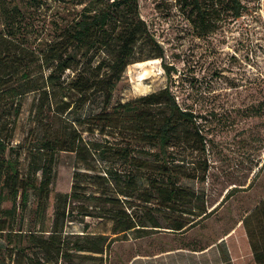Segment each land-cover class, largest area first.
Here are the masks:
<instances>
[{
	"label": "rangeland",
	"instance_id": "rangeland-1",
	"mask_svg": "<svg viewBox=\"0 0 264 264\" xmlns=\"http://www.w3.org/2000/svg\"><path fill=\"white\" fill-rule=\"evenodd\" d=\"M0 1L18 5L24 25L21 28L32 45L38 47L56 37L89 2ZM242 2L247 9L239 18L227 17L215 31L198 35L182 13L178 0H138L139 14L161 48L162 57L127 65L104 109L111 111L114 105L168 86L180 107L193 113L196 128L178 125L173 145L167 147L165 156L179 172L175 183L188 194L180 202L167 206H181L195 214L200 208L209 212L202 218L192 216L197 220L192 227L180 233L164 227L169 216L164 211L166 203L148 185L151 182L164 185L165 179L155 180L158 175L153 172L161 157L159 147L136 140L134 132H115L91 123L104 106L101 95L96 94L64 113L81 132L83 140L98 142L105 148L123 145L131 148L130 155L142 165L135 169L137 185L141 193L151 189L153 196L147 207L134 200L127 211L143 224L157 218L163 226L147 232L113 234L109 217L82 219L80 213L85 202H74V220L65 221L64 233L102 234L109 238V244L102 255L83 252L72 256L71 264H256L254 257L264 258V0ZM138 50L144 52L140 47ZM33 96L32 93L22 96L10 141L13 146H21L11 154L16 157L19 153L21 168L26 164L22 159L23 142L30 128ZM75 97L76 94L70 93L71 100ZM78 164L74 153L60 151L55 156L52 192L37 219L49 229L54 212L53 195L70 190ZM92 164L104 166L108 161L96 157ZM118 168L131 167L122 163ZM36 204L33 191H29L23 212L24 230L34 222ZM0 206L10 203L3 201ZM127 206L125 203L124 207ZM104 208L105 213L110 210L108 206ZM66 239L73 242L85 238L67 235ZM57 264L70 263L61 259Z\"/></svg>",
	"mask_w": 264,
	"mask_h": 264
},
{
	"label": "trees",
	"instance_id": "trees-1",
	"mask_svg": "<svg viewBox=\"0 0 264 264\" xmlns=\"http://www.w3.org/2000/svg\"><path fill=\"white\" fill-rule=\"evenodd\" d=\"M242 1L178 0V3L198 35H207L227 17L239 18L247 9ZM5 3L0 1V203L7 201L10 206H0V241L4 242L0 244V264H57L61 259L71 264L72 256L83 252L102 255L109 244L107 236L64 233L65 221L74 220V202H85L79 204L85 206L80 213L82 219L109 217L113 234L163 227L157 218L146 225L127 211L134 200L148 206L153 196L151 189L166 203L164 211L169 216L164 227L171 232L180 233L192 227L197 221L194 215L207 216L209 212L204 208L195 214L181 206H167L188 195L174 181L179 172L165 159L167 147L173 145L178 125L196 128L193 113L180 107L170 88L165 86L114 105L111 111L104 110L127 65L162 57L161 48L139 14L138 0H89L42 47L33 46L21 28L18 5ZM67 72L70 73L66 75ZM28 93L34 96L30 128L23 142L22 159L26 164L21 168L19 153L16 157L11 155L21 146H13L10 141L21 111V98ZM70 93L76 94L74 100L69 98ZM96 94L102 96L104 106L91 123L115 132L131 131L136 140L156 144L161 157L153 172L158 175L155 180L165 179L164 185L151 182L150 191L141 193L134 173L142 165L130 155L128 145L105 148L98 142L85 141L64 117L69 108L84 104ZM60 151L74 153L79 164L73 171L70 190L53 195L54 212L49 229L37 219L50 199L55 156ZM96 157L107 159L108 164H92ZM118 161L120 164H114ZM122 163L131 168H118ZM29 191H33L37 206L34 222L24 230L23 212ZM125 203L129 206L124 207ZM104 206L110 208L107 213ZM67 235L85 239L68 242Z\"/></svg>",
	"mask_w": 264,
	"mask_h": 264
},
{
	"label": "crops",
	"instance_id": "crops-1",
	"mask_svg": "<svg viewBox=\"0 0 264 264\" xmlns=\"http://www.w3.org/2000/svg\"><path fill=\"white\" fill-rule=\"evenodd\" d=\"M254 259H255L254 261L256 264H264V258H262V256H261V258L256 256V257H254Z\"/></svg>",
	"mask_w": 264,
	"mask_h": 264
}]
</instances>
